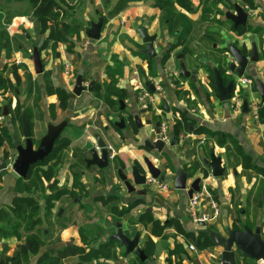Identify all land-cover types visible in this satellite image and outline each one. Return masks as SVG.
Returning a JSON list of instances; mask_svg holds the SVG:
<instances>
[{"label":"crops","instance_id":"0c3cea01","mask_svg":"<svg viewBox=\"0 0 264 264\" xmlns=\"http://www.w3.org/2000/svg\"><path fill=\"white\" fill-rule=\"evenodd\" d=\"M10 3L15 2L11 1ZM247 3V5L255 4V9L251 8L253 9L254 14L258 15L261 8H263L264 12V0H249ZM82 6V9L80 8L78 11L84 14L86 26L87 28H90V24L95 22L93 19L95 13L100 12L103 8L101 0H86V4L83 0ZM244 7H246V10H251L248 6ZM182 11L185 12L186 15H184L190 19L192 29L187 36L183 35L182 40V43L184 42L182 48L190 51V55H187L188 53L180 55H183L182 61L185 63L187 69L189 71H196V81L199 80L197 84H195L191 78L186 79L180 76L179 55L176 57L178 65L175 64L173 57L169 58L171 55L169 52L181 45L179 43L180 35L178 32L175 35L169 33L164 14L159 8L151 5L149 2H142L131 4L126 11L109 19H106L104 13H100V17H105H103L105 20V26L102 31L103 37H106L108 32L109 34L113 33L114 36H112V38H115L118 41L121 34L122 36L128 35V37H131L133 36L134 31H136L138 38H140L137 30L141 27L147 28L150 36H157V40L154 43L155 51L157 53L155 59L150 60L147 56L141 53V50L139 57L147 60L145 65H141L139 59H126V57H124L122 60L124 64L123 71H126V76L127 72H131L130 69H125L129 64V66L134 68V71H132L133 74L144 79L143 81H141V79L138 81H130L129 78L128 80L119 81V79L117 80V76L114 75L115 81L117 80L118 82L117 88L115 87L118 94H116L117 96L109 97L112 100L110 103L113 104L115 101L119 105V113L122 116L120 119L125 118L127 127L124 130L118 129L115 127L116 122H114L113 126L120 132L119 134H115V138H118L115 141L117 142V147L115 146L114 149V141H112L107 144V150L114 155V159L112 160L109 155V162L115 167L119 180V169H121L125 175L130 177L132 167L135 165L142 167L143 160L147 157L158 169L161 170L162 174L166 176V181L161 182L167 184L168 189L162 191L156 185L149 186L146 183L143 187H137L136 192L134 193H129L125 188L126 194L120 196L119 193H109V191H113V189L110 188L106 190V193L110 195L106 197H103V195H97L91 202L96 205H99V203L102 205V201H108L103 205L108 211L106 214L107 217L102 221H104L105 224L111 220L110 216H113L115 219L119 220L116 223V228L117 224H122L123 229L124 220L133 216L132 214L135 212L137 214L136 216L139 217L151 213L154 221H158V219L162 220V216L166 217L163 221L164 223H161L163 232L161 236H156L152 233L151 229H147L148 235L153 243L154 254L152 261L149 258L145 264H183V261L180 258H183L184 255L188 256V258H193L192 263L186 261L184 264H195L196 261H199L200 264H216L212 260L219 255L221 252L220 249L213 247L211 244V246H209L210 248L208 247L205 250L197 251L189 242L191 239H194L197 245L201 242L200 240L205 239L201 234L202 228L199 224H195L188 214V204L191 198H189L187 190L189 189L190 184L197 178L202 179L200 191L205 192L210 199L218 203L220 211L218 218L207 224L209 229L216 231L221 235H225L227 229L241 230L244 225H247L252 230H255L258 227L261 228L262 234L264 235V103H261L254 88V82L256 80L264 81V60H261L257 64H251L244 76L252 81L250 85L244 87L248 88L249 93L248 102L250 112L246 115L243 114V109L241 112L233 111L232 99L225 103L218 100L216 91L212 87L213 82H211L208 74L213 68H223L224 65L227 66L232 62L228 46L231 44L236 45L241 39V36L248 33L250 28L254 29V31L252 33L249 32L251 33V36L247 37L248 45L246 48L248 52L251 50V37H254V41L258 48L262 50L264 47V23L258 21L255 22L253 27L248 25L249 29L240 27L235 30L234 25L226 18L225 19L228 23L219 26H217L216 21L211 20V27L208 29L209 34L207 35L206 33H198L199 22L196 21L197 16L194 17V13H189L184 10ZM74 14H77V11ZM71 21L74 22V20ZM35 22L34 19L25 16L16 17L14 20V23H17L18 26L24 24L31 25ZM150 31H153V35L150 34ZM260 35H262V38H259ZM215 36L219 39L218 43H213L212 41V38ZM238 47L241 48L242 46ZM115 48L118 49L117 46ZM89 54L92 55L93 53ZM12 56L13 59L11 57V59L7 57L4 59L3 56H1L0 63L4 61V65H10V61L13 62L14 60H17L16 54L12 53ZM216 58L224 60L223 64L220 65L218 60H215ZM190 63L194 66L193 70L188 68ZM137 65L141 66L139 71L136 70ZM196 65H199L198 69L196 68ZM168 69L172 70V75H169ZM221 72L223 73V71ZM223 74H226V71ZM108 77L111 80V76L109 75ZM212 77L214 81L213 72ZM235 79L238 80L237 78ZM21 81L22 78L20 83ZM91 82L93 81H88L84 78L85 86L91 84ZM155 82L160 84L161 92L156 91V88L154 87L155 93H152L148 88V85H153ZM75 83L72 86V89L74 88ZM95 87L93 88V91H96ZM143 87L149 91L154 100L153 102H148L146 99V103L149 104L146 108L143 107L144 102L141 101ZM106 89L107 91L112 90L109 86H107ZM85 93L88 94L87 98H93L92 93ZM126 95L128 96V100L129 98L132 100V106H128V104L126 105L127 102L124 103L122 100L123 96L126 97ZM135 97L136 101L133 100ZM50 101V104L57 105L59 110H64L60 107V103H58L57 100L51 99ZM73 101L71 100V102ZM120 101L125 105L124 112L120 111ZM254 102L258 103L260 107L258 119H256L251 112L253 108L252 103ZM164 103H166L167 107H165ZM67 108L69 109V107ZM166 108L169 109V112ZM143 111H145V113H142ZM8 112V117L3 116V113L0 114V116H3L4 118L0 124L6 120V123L2 124V127L10 129L12 126L9 118L11 111L8 110ZM87 112L88 110L85 109L80 113H76L75 116L76 118L79 115L84 116ZM22 115H25L31 130L30 119L27 118L24 111H22ZM134 115H138L142 124L145 125L143 131L137 128L133 119ZM158 122H161V126L164 125L166 127L169 140L170 135H174L176 139V146L170 147L169 144H166L167 147L162 153L149 151L144 147L145 140L154 141L153 133L156 129L155 125ZM178 122H181L182 124L181 130L175 133L176 124ZM106 131L108 130L106 129ZM121 134H123V136ZM211 149L214 150L216 156L222 158V167L225 169V172L220 178L213 177L212 171L205 164V161L210 160ZM4 151L9 152L8 154H10L7 143L2 145V148L0 149V159L2 158V153ZM241 153L247 155L250 159V161L246 163L247 167L245 168V163L240 155ZM116 159L117 161H114ZM122 165L124 168L121 167ZM178 169H183L190 175L186 191L175 189V173ZM187 169H191V171H188ZM7 170L6 175H2L0 172V213L1 211L6 212L9 210L13 205L14 199L17 196H20L16 189L19 185V179L22 180V178H19L12 170ZM149 177L151 176L147 175V178ZM86 189L90 190V188ZM144 190H146V194H141V191ZM108 198H111L115 202L113 201L114 203L111 204ZM77 202L80 203L81 199ZM80 204H76V206L80 208ZM83 204H85L83 206L87 207V203ZM117 209H119L118 214L116 213ZM79 212L80 210H78V213L76 214H79ZM76 214L73 215V221L68 224L70 226H66L63 223V218L61 219L59 214L57 218L62 220L59 222L56 221V216L54 214L39 215L40 223L30 232H25L28 236H26L25 240L22 242L21 239H17L14 236L0 238V261H3L5 264H12L11 262H8V260L14 258L19 251V245L25 243L27 237L33 236L37 239L39 244V252L37 255L29 254L25 256L22 260V264H88L87 262L82 261V255H84V252H88V250H86L87 248L84 249V246L81 243L76 242V239H80L79 237H81L82 240L83 236L79 234L80 230L75 226L76 222L79 221L77 220L79 216ZM53 216L55 222L52 220ZM44 220L48 222L49 225L54 223L48 231V233H51V236L48 237V234L42 235L48 240V242L53 235L55 237L57 227H62L61 230L59 228L60 234L58 233L56 235V237L58 236V240H54L56 243L54 247L43 246V244H41L42 238L39 236L41 235L40 225ZM127 220L129 219H126V221ZM170 221H174L176 223L175 226H170ZM131 224L142 226L139 219L133 220ZM179 228L183 232H180ZM168 230H171L177 237L175 239L165 238L164 231ZM136 233H140L141 238L143 237L140 231H137ZM145 233L147 234V232ZM112 235H110L109 238ZM142 240L143 238L139 243V248L145 253L148 243L142 245ZM186 242H189L190 245L187 246ZM60 245L63 246L61 247ZM178 247H181V250H183V255L177 251ZM190 247H193L194 250L190 249ZM167 249L168 253H165V250ZM208 249H212V251L209 252ZM43 256H45L46 259L41 263L40 259ZM135 261L136 264H139L137 263V257ZM237 263L261 264L248 257L245 258L241 254L237 255Z\"/></svg>","mask_w":264,"mask_h":264},{"label":"rangeland","instance_id":"374dc122","mask_svg":"<svg viewBox=\"0 0 264 264\" xmlns=\"http://www.w3.org/2000/svg\"><path fill=\"white\" fill-rule=\"evenodd\" d=\"M84 1L86 4V0ZM116 1L117 0H101L103 10L101 9L100 12L95 13L93 17L95 22H97L100 17V13H104L106 19H109ZM192 1L193 8H191V13H194V17L197 16L196 21L199 22V31H197L198 33H206L207 35L209 34L208 29L211 27V20L216 21L217 26L228 23L225 19V13L234 12L233 5L235 3H238L242 7L248 6L250 9H255L254 3L252 5H247V1L244 0ZM156 2H159V0H156ZM82 3L76 8L77 14H72V20H74V22L72 23L73 25L67 29L68 35L65 36L63 40L55 41H47V33L41 35V30L37 22L31 25L24 24L21 26L14 23L16 17L25 16L33 19L32 12L26 1H22L21 3H9L7 5L2 2L0 3L1 44H7V50H3L2 56L5 59V57L10 58L12 53L17 55V60H14L13 62L10 61V65H4V61L0 63V81L2 80L0 82V114L3 113L4 107L7 106L9 108V111H11L9 118L12 126L10 129H7L8 134L11 137L12 135H16L19 141L24 145L25 141L22 135V111H24V114H26L27 118L31 121V132L33 134L35 148L38 147L40 140L46 135V126L48 123L57 125L64 120H68L69 125L63 131L55 145L52 156L50 158L48 157L49 159H46L47 161L45 160L43 164L36 166L31 175L32 182L23 183L21 182V179H19L18 183L20 185L29 187L30 193L23 195L37 201L40 206V216H43L44 214H54L56 216V221H62L61 219L63 218V223L66 226H70L68 224L73 221V215L80 210L79 214H76L79 216L77 219L79 221L76 222L75 226L79 228V234L83 236L82 240L81 237H79L80 239H76V242L81 243L84 246V249L87 248L86 250H88L87 253L84 252V255H82V261L87 262L88 264H107L106 261L109 264H136V257L133 255H131V257H125L123 255L125 254V249L117 242L103 251L105 254L108 252L114 254L115 258L105 260L107 257L104 255L102 259L97 261L90 257V254L94 255V252L100 245H105L107 243L110 235L116 234V223L119 221L113 216H110L111 220L106 222L105 225L102 220L104 218L106 219L108 211L103 205L108 201H102V205L100 203L99 205H96L91 202L97 195H103V197L110 195L106 193V190L110 188H112L113 191L111 190L109 193H119L120 196L126 194V189L123 183L118 179L115 167L112 166V164H110L108 169L102 171L97 167L87 168L85 159L91 158L90 153L88 151H83L82 149L87 141L96 144L94 139V135L96 134L100 135L106 144L114 141L113 146L115 149L117 144L115 141L118 139L117 137L115 138V134H119L120 132L113 126V124L114 122L119 121L122 116L119 113V105L115 101L111 104V98H109L107 93L104 92L106 87L109 86L116 92V94H118V91L115 90L118 82H112L113 79L111 78L110 80L108 76L114 74L119 81L128 80V78L130 81H138L140 79L143 81L144 79L133 74L132 71H134V68L129 66L128 63L125 69H130L131 72H127L126 76V71H123L124 64L122 60L124 57H126V59H139L141 65H145L147 60L139 56L140 51L146 46L143 44L142 40L138 38L136 31H134L133 36L131 37H128V35L122 36L121 34L118 41L117 39L112 38L114 34H109V32L106 37H103L102 34L99 41L88 39L85 35V31L89 28L86 26L84 14L78 11L80 10ZM209 7H211L213 12L217 10L220 11V14H212V17H206L207 15L204 13L209 10ZM172 8L171 13H173V23L171 28L167 27L168 31L171 35H173L174 30L182 31V33L179 37V43L181 44L179 45L180 47H176L174 50L172 49L169 58L173 57L175 64L178 65L176 60L178 55L187 53V55H190V51L182 48L184 45V42L182 43L183 35H186L183 32L185 31L188 22L190 23V19L187 18L188 22L183 26H180L183 24L182 16L185 12L181 10L178 4H174ZM244 9L249 14V25H251V27H253L255 22L258 21L264 23L263 8L260 9L258 15L254 14L253 9L246 10V7H244ZM7 21H10V24H7ZM171 29L173 31H171ZM253 31L254 29L250 28L248 33L241 36V39L236 43V46L246 47L248 45L247 37L251 36ZM152 33L153 31H150L151 35H153ZM259 38H262V35H260ZM212 41L213 43H218L219 39L215 36L212 38ZM116 46L118 49H121H116ZM34 47L40 48V55L44 64V72L41 75L35 74L33 62L31 61ZM89 53H93L94 55L92 54V56ZM215 60H218L220 65L223 64L224 61L221 58H216ZM225 66L226 65H224L223 68H219L223 73L226 71ZM140 67V65H137L136 70L139 71ZM193 67L194 66L191 63L188 65L190 70H193ZM196 68L198 69L199 65H196ZM168 72L169 75L173 74L171 69H168ZM13 73H16L20 80L22 78V81L24 82L21 81L18 85ZM208 74L211 82H213L212 72L209 71ZM79 75L84 76L85 80L96 82V87L98 86V88L96 91H92L93 98H87V93L83 94L78 99L76 98L73 102H71L69 98L67 105L69 107V105L72 104L74 106L72 110H69L68 108L65 110H59L57 105L50 104L51 99L57 100L59 103L56 94L57 89L64 90L70 97L73 90L72 86ZM122 100L124 103L127 102L126 105L128 104V106H132V100L130 98L128 100L127 95L126 97L123 96ZM133 100L136 101V97L133 98ZM85 109H87L88 112L84 116L79 115L76 118L75 114L78 112L80 113ZM4 123H6V120L2 122V124ZM2 124H0V127H2ZM106 129L108 131H106ZM121 135L123 136V134ZM9 144L8 141L7 146L10 153L16 154ZM114 161H117V159ZM121 167H123V165ZM245 167H247L246 163L244 165V168ZM187 170L191 171V169ZM85 187L90 188V190ZM79 199H81V204L77 202ZM108 200H110L109 202H111V204L115 202L111 198H108ZM82 202L87 203L86 205L88 208L83 206L85 204ZM76 204H80L81 207H77ZM9 211L10 210H7L8 213ZM118 212L119 209L116 210L117 214ZM59 213H61V219L57 218ZM12 215H14V213L10 211L9 218L11 219V224H6V219L4 218H2V221L0 222V226L3 227L6 233H9L12 230V225L16 221ZM132 215L133 216L126 218L129 220H124V233L130 239H133L135 233L140 231L143 235L142 245L148 243L146 249L150 260L152 261L154 248L147 229H151L153 234H158L162 227L161 223H164L163 221L166 217L162 216V220L158 219V221H154L151 213L144 214L142 217L136 216V212ZM52 218V220H54V216ZM136 219L140 220L142 226L131 224V222ZM53 224L54 223H51L49 225L45 220L44 222H41V235L39 236L42 238L41 244H43V246L54 247L56 244L55 241L58 240V236L56 237V235L58 233L60 234L62 227H57L55 237L53 235L49 242L42 236L44 234H48V237L51 236V233H48V231ZM175 224L174 221H170V226H175ZM25 225L26 222L20 232L21 242L25 240L26 236H28V234L25 233ZM145 232H147V234ZM164 232L165 238L175 239L177 237L171 230ZM200 241L201 242L197 245L194 239H191L189 242L197 251L205 250L211 246L206 240ZM189 242H186L187 246L190 245ZM60 246L62 247L63 245ZM208 250L209 252L212 251V249ZM165 251V253H168V249ZM177 251L181 255L184 254L181 247H178ZM180 259H182L183 264L186 261H188V263H192L193 261V258H188L186 255ZM137 263H139L138 260Z\"/></svg>","mask_w":264,"mask_h":264},{"label":"water","instance_id":"95a60500","mask_svg":"<svg viewBox=\"0 0 264 264\" xmlns=\"http://www.w3.org/2000/svg\"><path fill=\"white\" fill-rule=\"evenodd\" d=\"M234 12H226L225 18L233 23L234 29L242 27L244 29L248 28L249 25V14L245 11L244 7L235 3L233 5ZM104 27V18L100 17L97 22H92L90 28L85 31V35L88 39L92 41H99L102 37V31ZM142 42L146 45V49L142 50L141 53L147 56L150 60L157 57L155 51L154 43L157 40V36H150L148 29L141 27L137 30ZM251 50L248 52L246 47H238L234 44L228 46L229 54L232 58V62L228 64L226 69V76L218 68H213L212 72L214 75V81L212 87L216 91L217 98L220 102H229L232 99V94L237 86V79L245 76L247 69L251 64H257L261 60H264V47L260 50L254 41V37L250 38ZM264 46V45H263ZM180 61V76L186 79L196 80V71H189L183 60V55L178 56ZM31 61L33 62L34 70L37 75H41L44 72V64L40 55V48H33V55L31 56ZM226 77H230L229 82L226 84ZM96 82L93 81L91 84L84 85V77L79 75L76 79L75 86L70 95V99L73 101L80 97L83 93H92ZM255 92L257 93L261 103H264V81L256 80ZM148 88L152 93H155V88L153 85H148ZM245 93V99L243 103V114H249V93L248 88L243 89ZM121 112L125 111V105L122 101ZM167 107L166 103H164ZM74 106L71 104L69 109L72 110ZM169 112V109L166 108ZM142 113H145L143 111ZM8 107H4L3 116L8 117ZM133 119L137 128L141 131L145 129V125L142 124L140 117L134 115ZM68 120L61 122L58 125L49 123L47 125L46 135L40 140L37 148H35L33 142V134L30 130L28 121L25 115H22V135L24 138V145L19 141L16 135H12V141L14 146V151L16 152V159L12 165V171L22 179H25L30 171V168L39 162H44L53 152L56 142L61 137L63 131L68 126ZM115 127L124 130L127 127L125 118L120 119V121L115 123ZM161 122L156 123L154 135V141L145 140L144 147L149 151H157L162 153L167 147L166 143L161 139ZM96 144L91 141H87L83 147V151H88L90 153L89 159H86L87 167H97L100 170H106L110 167L109 162V151L107 150V144L98 134L94 135ZM170 147L176 146V139L174 135H170ZM2 145L0 144V149ZM7 152V151H6ZM9 153V152H8ZM205 164L212 171V175L215 178H220L224 175L225 169L222 167V158L216 156L213 149L210 150V160L205 161ZM6 160L4 158L0 159V172L2 175L7 173ZM118 175L121 182L124 184L125 188L129 193L136 192L137 187H143L147 183V175H150L153 179L160 181H166V176L162 174L161 170L158 169L149 158H144L143 165L140 169L138 166H133L131 170L130 177L125 175L124 172L119 169ZM175 189L186 191L188 185V179L190 175L186 173L183 169H178L175 173ZM201 178L195 179L189 186L187 190L189 198L195 192H200L201 188ZM141 194H146V190L141 191ZM61 216V213H59ZM199 226L202 228L201 234L209 238L210 243L213 247L220 249L221 252L212 261L216 264H238L237 255L241 254L248 257L249 259L260 262L264 264V235L262 234L261 228H256L255 230L250 229L247 225H244L241 230L239 229H227L225 235L213 231L207 227L206 223H200ZM141 234L136 233L133 239L126 236L122 229V224H117V233L109 238V241H114L119 243L125 249V255L131 256L135 255L140 259L142 263L147 261V257L142 249L139 248ZM195 264H200L196 261Z\"/></svg>","mask_w":264,"mask_h":264},{"label":"trees","instance_id":"16d2710c","mask_svg":"<svg viewBox=\"0 0 264 264\" xmlns=\"http://www.w3.org/2000/svg\"><path fill=\"white\" fill-rule=\"evenodd\" d=\"M11 1L12 2H20V3L22 1H26L28 3V6L32 12V18L39 25L40 30H41L40 31L41 34L43 35V34L47 33V37H46L47 41L63 40L65 38V36L68 35L67 29L73 25L72 24L73 22L71 21L72 20V14H74L77 11L76 8H78V6H80L81 3L83 2V0H0V3L2 2L4 4H9ZM244 1L248 2L249 0H244ZM142 2H149L151 5L159 8L163 12L166 24L169 28L172 27V23H173L172 22V14L173 13H171V10L173 9L172 7L174 6V4H178L182 10L189 12V13L192 12L191 8H193L192 7L193 6L192 0H159V2H156V0H117L115 5H114L113 11L111 12V17L119 15L120 13L126 11L130 7L131 4H138V3H142ZM204 14L207 15L206 17H209V16L212 17V14L218 15V14H220V11L217 10V11L213 12L211 7H209V10L206 11ZM182 20H183V24L180 26H183L184 24H186L188 22L187 17L185 15L182 16ZM7 24H10V21L9 22L7 21ZM191 29H192L191 24L188 22V25L185 28V31L183 33L187 35L190 33ZM171 31H173V30L171 29ZM177 32L179 35L182 33V31L180 32L178 30H174L173 35H175ZM179 35H178V37H179ZM6 39H7V37H6ZM3 40H4V38H3ZM1 43H2V40L0 37V59H1V56L3 53V50H5V51L7 50V44H4V43L1 44ZM13 74L15 75V79L17 80L16 82L19 85V83H20L19 76L16 73H13ZM110 76L114 82L115 81L114 74H112ZM116 82H117V80H116ZM95 90H97V87H95ZM113 91H107V89H105V93H107V95L109 97L116 96V92H113ZM56 94L59 98L60 107L65 110L68 107V105H67V102L69 100L68 94L64 90H59V89H57ZM16 108H18V107H16ZM8 110H9V108H8ZM183 120H184V118H183ZM184 122H185V120H184ZM181 126H182L181 122H178L176 124V132L175 133H177L179 130H181ZM8 141L10 143L9 144L10 147L12 149H14L12 137L8 134L7 128L0 127V144L4 145L5 143H8ZM57 142H56V144H57ZM240 155H241L244 163H248L250 161V159L247 155H244L243 153H241ZM7 156H8V152L4 151L2 153V158L6 159ZM51 156H52V153L49 156V158ZM49 158H47V159H49ZM39 164H43V162H39L36 165L32 166L30 168V171H29L27 177L25 179H22L21 182H23V183L32 182L31 181V175L33 174L36 166ZM16 191L18 194H20V196H17L14 199L13 205L9 209L11 212L14 213V215H12V216H13V218L16 219V221L12 225V230L9 233H6L5 230L2 227H0V237L7 238L10 236H12V237L14 236L17 239H21L20 232L23 229L25 222H26V225H25L26 231L25 232H30L40 223V219H39L40 206L37 204V202L33 198H30L28 196L25 197L23 195L25 193H30L29 187L19 184L17 186ZM10 211H9V213L7 211L6 212L1 211L0 222L2 221V218H4V219H6V224H8V225L11 224V219L9 218L10 217ZM7 218H8V220H7ZM179 231L183 232L182 230H180V228H179ZM155 235L156 236L162 235V227L159 230V233L155 234ZM202 237L205 238L204 241L206 240L208 242V244H211L210 240L207 236L202 235ZM113 244H114V242L108 240L105 245H100L96 249V251L94 252V255L90 254L91 259H96L97 261H99L100 259L103 258L104 255L107 257L105 260H109L110 258L111 259L115 258L114 254H112L110 252H108L107 254L103 253V251L105 249L112 246ZM38 252H39V244L37 242V239L33 236L32 237L29 236V237H27L25 243L19 245V251L16 253L14 258L9 259L8 262H11L12 264H22V260L25 256H27L29 254L37 255ZM145 254L147 256V259H149L150 257L148 256L147 249H145ZM123 255L125 257H127L125 254H123ZM244 257L247 258L246 256H244ZM45 259H46L45 256L41 257L40 262L43 263V261ZM137 260H138L139 264H145V263H142L138 257H137ZM106 263L109 264L107 261H106ZM0 264H5V263L3 261H0Z\"/></svg>","mask_w":264,"mask_h":264},{"label":"built area","instance_id":"2783aa9c","mask_svg":"<svg viewBox=\"0 0 264 264\" xmlns=\"http://www.w3.org/2000/svg\"><path fill=\"white\" fill-rule=\"evenodd\" d=\"M252 83L251 79L249 78H239L237 80V86L234 90V94L232 97V109L235 112H241L243 109V103H244V91L243 88L246 85H250ZM154 87L156 88V91L161 92L160 84L158 82H155ZM146 99L148 102H153V98L151 97L149 91L143 87L141 92V101L144 102L143 107L146 108L149 104L146 103ZM252 114L253 116L258 119L259 118V104L258 103H252ZM3 116H0V122L3 120ZM161 139L166 144H169V136L167 134L166 127L164 125L161 126ZM112 150V149H110ZM113 151V150H112ZM16 159V154H8L6 160L7 169H12V165L14 164ZM110 159H114V155L110 153ZM147 184L149 186L156 185L160 190L166 191L168 189L167 184L161 182L160 180H155L151 177L147 178ZM188 214L191 217V219L194 221L195 224L200 223H211L214 220H216L220 214L218 203L210 199L205 192H195L192 195V198L189 200L188 204ZM190 249L194 250L193 247H190Z\"/></svg>","mask_w":264,"mask_h":264},{"label":"flooded vegetation","instance_id":"af4514ba","mask_svg":"<svg viewBox=\"0 0 264 264\" xmlns=\"http://www.w3.org/2000/svg\"><path fill=\"white\" fill-rule=\"evenodd\" d=\"M233 24V23H232ZM239 29V28H238ZM145 45V44H144ZM146 46V45H145ZM144 49H146V47L145 48H143L142 50H144ZM224 76H226L225 74H223ZM196 80H197V78H196ZM196 80H193V82H195V84H197V82L199 81H196ZM229 80H230V77H226V79H225V82H226V84L229 82ZM85 161H86V159H85ZM85 164H86V162H85ZM136 166V165H135ZM140 167V166H139ZM140 169H141V167H140Z\"/></svg>","mask_w":264,"mask_h":264}]
</instances>
